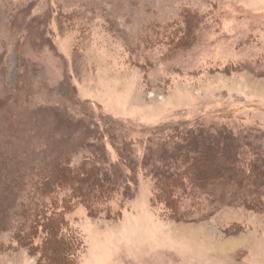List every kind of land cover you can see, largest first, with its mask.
<instances>
[{
	"label": "rangeland",
	"instance_id": "obj_1",
	"mask_svg": "<svg viewBox=\"0 0 264 264\" xmlns=\"http://www.w3.org/2000/svg\"><path fill=\"white\" fill-rule=\"evenodd\" d=\"M0 120L44 157L126 175L127 145L162 167L175 129H206L249 153L239 174L251 175L264 158V0H0ZM153 170L115 200L121 218L70 216L80 264H264V196L180 191L175 218ZM39 259L15 232L0 237V264Z\"/></svg>",
	"mask_w": 264,
	"mask_h": 264
},
{
	"label": "trees",
	"instance_id": "obj_2",
	"mask_svg": "<svg viewBox=\"0 0 264 264\" xmlns=\"http://www.w3.org/2000/svg\"><path fill=\"white\" fill-rule=\"evenodd\" d=\"M12 129V135L5 137L2 134L6 131L0 130V237L15 232L20 247L40 256L39 264H80L78 252L87 246L86 240L70 216L83 205L94 218H121L124 210L116 213L115 200L122 195L132 197L129 191L136 181L135 173L147 171L151 165L158 179V197L178 209L175 218L183 211L173 205L180 191L190 195L206 190L219 201L226 197L237 203L264 196V158L251 162L255 170L251 175L245 164L246 173L239 174L241 162L247 161L241 154L249 153L241 151L232 136L212 135L206 129H175L178 133L173 138L179 143L171 150L164 141L162 167L151 158L142 166L127 145L129 153L121 151V164L132 170L129 175L124 170L115 173L90 159L76 164L72 155L55 152L44 157L40 147L24 145L26 137L20 136L18 125ZM180 131L187 135L181 137L185 142H181Z\"/></svg>",
	"mask_w": 264,
	"mask_h": 264
}]
</instances>
